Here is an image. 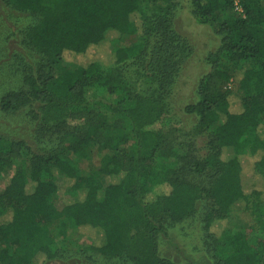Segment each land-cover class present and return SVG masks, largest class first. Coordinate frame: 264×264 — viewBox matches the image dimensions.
<instances>
[{
    "label": "trees",
    "instance_id": "1",
    "mask_svg": "<svg viewBox=\"0 0 264 264\" xmlns=\"http://www.w3.org/2000/svg\"><path fill=\"white\" fill-rule=\"evenodd\" d=\"M1 1L27 14L22 43L39 57L23 65L21 85L2 94L0 108L27 109L35 139L53 145L35 152L0 136V264H47L58 256L56 243L82 228L99 232L88 251L132 264H178L160 254L159 237L200 202L217 264H264L263 243L251 245L243 231L213 230L235 211L264 218V0H239L244 15L235 0H187L200 25L223 15L199 97L183 107L196 118L195 132L208 133L204 153L164 123L193 51L175 27L183 0ZM139 31V42L113 49L109 62L55 70L68 52L85 55ZM233 78L237 86L223 89ZM92 144L104 154L83 175L75 160L88 158ZM26 151L28 171L18 166Z\"/></svg>",
    "mask_w": 264,
    "mask_h": 264
},
{
    "label": "rangeland",
    "instance_id": "2",
    "mask_svg": "<svg viewBox=\"0 0 264 264\" xmlns=\"http://www.w3.org/2000/svg\"><path fill=\"white\" fill-rule=\"evenodd\" d=\"M181 3L182 5L176 12L175 27L178 32L189 40L193 46V51L180 74L174 98V109L164 123L166 127L178 126L180 128L179 141H194V146L197 149L199 148L200 153H204L208 133L197 134L195 132L193 127L196 118L184 113L183 107L187 103L196 101L199 97L198 87L200 81L211 69L207 57L210 52L218 48L220 43L217 30L223 15L218 14L210 24L200 25L196 23L191 15L187 0H183ZM27 21V14L6 7L0 0V98L4 92L16 89L21 85L23 65L33 64L39 57L38 54L34 55L22 43L21 30ZM139 40L140 31L117 40L113 44L105 45L101 49L92 48L85 55L68 52L65 54V61L59 64L55 70L58 74L76 73L79 72L77 65H83L93 60L109 62L113 49L131 47ZM234 70L232 67L231 71L234 72ZM236 86V78H233L223 86V89H233ZM101 95V98L108 99L107 94L104 92H101ZM36 125L28 115L27 109H22L13 114H6L0 108V136L24 140L33 151L43 152L50 148L53 143H50L48 139L44 141L35 139ZM103 154V151L92 144L88 158L75 160L80 173L86 175L98 169ZM29 157L30 154L26 151L18 166L28 171ZM170 162L173 163L174 161ZM67 184L69 183L67 182ZM71 194L70 191L63 192L59 193L58 197L61 198L63 195L70 197ZM204 207V204L200 202L196 214L169 227L167 234L159 237V250L163 257H167L178 264H217L210 249L211 242L204 229ZM55 225L57 228L69 229L67 223L58 222ZM223 228H229L232 231H243L251 245L255 246L263 243L261 246H264V218L255 221L251 215L235 211L227 221H222L214 226L213 230L216 234H220ZM98 238L99 232L92 228H82L78 232L71 231L68 238L60 239L56 243L58 256L47 264H132L88 251V248Z\"/></svg>",
    "mask_w": 264,
    "mask_h": 264
},
{
    "label": "built area",
    "instance_id": "3",
    "mask_svg": "<svg viewBox=\"0 0 264 264\" xmlns=\"http://www.w3.org/2000/svg\"><path fill=\"white\" fill-rule=\"evenodd\" d=\"M234 10L240 15H244L243 7L241 6L239 0H235Z\"/></svg>",
    "mask_w": 264,
    "mask_h": 264
}]
</instances>
